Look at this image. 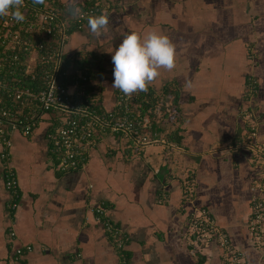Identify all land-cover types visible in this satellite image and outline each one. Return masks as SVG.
I'll return each instance as SVG.
<instances>
[{
    "label": "crops",
    "instance_id": "1",
    "mask_svg": "<svg viewBox=\"0 0 264 264\" xmlns=\"http://www.w3.org/2000/svg\"><path fill=\"white\" fill-rule=\"evenodd\" d=\"M96 1L109 14L108 34L91 36L86 20L71 31L65 55L84 53L95 62L88 88L98 109L114 106L111 56L123 35L156 30L175 44L176 67L160 69L147 91L160 97L166 86L174 89L178 116L169 118L174 110L164 114L162 107L150 117L162 139L138 150L117 133L101 132L85 164L67 171L49 149L55 113L43 112L28 135L12 130L9 161L19 199L11 210L0 159V264H223L220 249L196 246L187 232L194 209L226 229L250 264H264L246 223L251 187H264L263 163L247 142L254 127L256 145L264 144V0ZM100 202L127 236L121 248L95 215Z\"/></svg>",
    "mask_w": 264,
    "mask_h": 264
},
{
    "label": "built area",
    "instance_id": "2",
    "mask_svg": "<svg viewBox=\"0 0 264 264\" xmlns=\"http://www.w3.org/2000/svg\"><path fill=\"white\" fill-rule=\"evenodd\" d=\"M24 2L23 22L0 17V159L4 186L10 193L7 205L11 210L18 206L19 193L17 175L9 161L10 132L17 129L30 134L45 111L56 115L47 136L50 152L62 171L82 167L101 132L119 134L129 140L135 150L162 139L152 131L148 115L151 108L145 107L149 97H140V91L129 97L116 88L112 110H100L87 90L92 73L84 66L74 65L65 55L71 31L80 28L88 15L96 14L97 7L78 8L80 15L74 16L69 5H57L48 0L43 4H34L33 0ZM254 90L255 81L250 77L247 91L251 94ZM162 96L164 103L156 104L155 109L159 110L164 104L162 107L170 110L171 93ZM254 135L255 131H251V138ZM249 142L251 148L256 145ZM263 188L258 183L251 187V207L246 219L255 241L264 235ZM93 209L115 246L121 248L127 240L122 228L103 203ZM187 232L193 241L200 239L205 244L214 236L224 249L223 264H247L244 254L230 246L226 233L204 209L193 210ZM30 248V245L17 247L16 257Z\"/></svg>",
    "mask_w": 264,
    "mask_h": 264
},
{
    "label": "clouds",
    "instance_id": "3",
    "mask_svg": "<svg viewBox=\"0 0 264 264\" xmlns=\"http://www.w3.org/2000/svg\"><path fill=\"white\" fill-rule=\"evenodd\" d=\"M33 3L43 4L45 0H33ZM24 7V0H0V17L23 22ZM73 15L79 16L80 10L74 7ZM87 21L91 36L100 38L108 34L110 21L107 12L90 14ZM111 60L114 65L112 86L130 97L136 92L147 91L149 85L160 76V69L172 71L176 67V46L162 32L152 30L142 36L132 30L123 35L112 52ZM191 87V81L186 80L185 91Z\"/></svg>",
    "mask_w": 264,
    "mask_h": 264
},
{
    "label": "trees",
    "instance_id": "4",
    "mask_svg": "<svg viewBox=\"0 0 264 264\" xmlns=\"http://www.w3.org/2000/svg\"><path fill=\"white\" fill-rule=\"evenodd\" d=\"M54 4H57V5H63V4H60V3H55L54 2ZM67 5H69L71 8H83V7H87V6H95V7H97V13L96 14H99L100 13V5H99V3L96 1V0H87V1H83V3L80 5V6H73L72 4H67ZM87 21H85V23H86ZM84 23V24H85ZM83 24V25H84ZM83 25L80 27V28H82L83 27ZM80 28H75V29H80ZM75 29H73V30H75ZM68 40V39H67ZM67 42V41H66ZM69 60H71L72 62H73V64L74 65H76V66H84V67H86V68H88L89 70H90V72L93 74V72L91 71L92 70V68L90 67L91 65L92 66H94V64H95V62L94 61H90V60H88L87 61V57H85V54L84 53H82V54H75L71 59H69ZM68 60V61H69ZM88 84H89V82H88ZM88 84H87V90H88V92H89V94H90V89L88 88ZM247 90V89H246ZM166 93H171V95H172V98H171V103H170V110H174V112L173 113H171V115H170V117L169 118H172V117H175V116H178V112H177V92H175V90L174 89H172L169 85L168 86H166L165 88H164V90H163V94H161V95H164V94H166ZM152 93H151V91H140V97H143V96H147L148 95V97H149V103H147V104H145V107H147V108H151V112H149L150 113V115H151V117L152 116H154V113H153V111H152V109L154 108V104H155V100H156V98L158 97V96H156V95H151ZM90 96H91V94H90ZM97 106V105H96ZM164 108L165 107H163V113L164 114H167V112L166 111H164ZM152 128H153V124H152ZM250 131H255V128L254 127H252V129H250ZM250 134H251V132H250ZM252 143H256V140H255V138L254 137H252V140H250ZM220 227V226H219ZM225 233H226V235H227V237H228V240H229V243H230V246L231 247H236L233 243H232V240H231V238H230V234L228 233V231L226 230V229H224L222 226L220 227ZM208 244L210 245V244H214L213 245V248H215V249H220V256H221V258H222V255L224 254V249L221 247V246H219L218 245V243L216 242V238L213 236L211 239H210V241L208 242ZM215 246V247H214ZM238 248V247H237ZM243 254H244V252H243V250L242 249H240V248H238ZM245 256V255H244ZM245 259H246V262H247V264H250V262H249V259H248V257H245Z\"/></svg>",
    "mask_w": 264,
    "mask_h": 264
},
{
    "label": "rangeland",
    "instance_id": "5",
    "mask_svg": "<svg viewBox=\"0 0 264 264\" xmlns=\"http://www.w3.org/2000/svg\"><path fill=\"white\" fill-rule=\"evenodd\" d=\"M156 99H157V101L155 100L154 108L152 109L153 113L155 114V118L157 117V114L161 115V113H162L161 112L162 105L165 106L164 104H161L159 110H156L155 109L156 104H160V102L164 103L165 98H164V96H160V97H158ZM145 112L148 113L147 111H145ZM148 115L151 117V115L149 113H148ZM151 118H153V117H151ZM247 139H250V137H248ZM247 142H249V140ZM251 151L253 153V157L256 158V159L258 158L261 161V163H263L261 166H263V170H264V144L254 145ZM253 242L255 243V246L259 250H262L261 251V253H262L263 252V248H264V235L262 236V238L259 241H255L253 239ZM195 243H196V246H198V247H203V245H204V242L202 240H200V239L195 240ZM262 255L264 257L263 253H262Z\"/></svg>",
    "mask_w": 264,
    "mask_h": 264
}]
</instances>
